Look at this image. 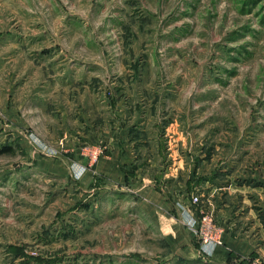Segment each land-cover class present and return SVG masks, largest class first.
I'll return each mask as SVG.
<instances>
[{
	"label": "rangeland",
	"instance_id": "1",
	"mask_svg": "<svg viewBox=\"0 0 264 264\" xmlns=\"http://www.w3.org/2000/svg\"><path fill=\"white\" fill-rule=\"evenodd\" d=\"M121 114L151 182L184 164L177 205L214 208V176L264 224V0H0V264H198L149 230L143 175L103 177Z\"/></svg>",
	"mask_w": 264,
	"mask_h": 264
},
{
	"label": "crops",
	"instance_id": "2",
	"mask_svg": "<svg viewBox=\"0 0 264 264\" xmlns=\"http://www.w3.org/2000/svg\"><path fill=\"white\" fill-rule=\"evenodd\" d=\"M118 102L127 103L124 99H118ZM118 118L111 130L112 140H110L108 146V155L102 157L107 161V165L105 160L101 162L100 167H102L103 177L107 181L117 180L118 178L129 181L133 177L143 175L142 183L138 188L139 190L141 189L142 193L147 194L148 198H146V206L143 209L141 208V210L149 218V230L153 233H160L169 254L198 262V264H237L241 259L255 257L264 260V224L254 211L248 213H243L239 210L231 212L227 209L226 203L220 205L218 202L220 197L218 189L220 187H218V180L214 176L206 179L207 183L211 184V186L209 185L210 187H207L213 195L209 201L215 199L214 208H211V204H203V206L208 211H215L216 220L222 226L223 243L213 247L210 250V254L206 256L196 235L192 234L182 222L190 211L184 208L183 205L181 207L180 204H176V198H174L172 192L174 189L178 191L182 189L178 183L180 180L179 176L184 177V172L179 173V170L184 164L175 161L176 163L166 167L163 177L166 180L167 190L151 182L148 171L145 169L141 172V169L145 167L138 163L135 157H131V152L135 148L139 151L143 146L140 143V145L136 144L138 140L135 139L136 142L132 137L141 138L135 133L139 130H145L144 123H147L146 118L141 117L131 124H129L130 118L127 122L126 114H121ZM103 134L105 136L104 132ZM113 156H115L116 160L112 158ZM64 163H67L69 173L73 171L71 175L77 176L81 173L80 170L82 168L79 164L72 165L70 161H64ZM150 164L152 167L155 165L154 163ZM145 179H149V181L145 182ZM183 196L184 194L180 195V198L182 199ZM205 209L202 208L201 211L205 212ZM249 219H252L251 225L244 227L242 225L243 221L245 225Z\"/></svg>",
	"mask_w": 264,
	"mask_h": 264
},
{
	"label": "built area",
	"instance_id": "3",
	"mask_svg": "<svg viewBox=\"0 0 264 264\" xmlns=\"http://www.w3.org/2000/svg\"><path fill=\"white\" fill-rule=\"evenodd\" d=\"M191 201L197 206L201 202L200 195H193ZM214 221L210 213H203L202 211L199 213L194 210L187 214L186 223L193 230V234L200 239L201 249L206 254H210V250L214 246L223 243L221 228ZM243 264H264V260L259 257L249 258Z\"/></svg>",
	"mask_w": 264,
	"mask_h": 264
}]
</instances>
